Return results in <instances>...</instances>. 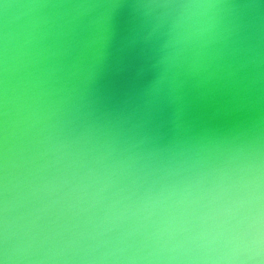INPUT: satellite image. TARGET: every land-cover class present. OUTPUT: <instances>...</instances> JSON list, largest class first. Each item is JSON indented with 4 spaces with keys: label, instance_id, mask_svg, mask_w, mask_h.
<instances>
[{
    "label": "water",
    "instance_id": "95a60500",
    "mask_svg": "<svg viewBox=\"0 0 264 264\" xmlns=\"http://www.w3.org/2000/svg\"><path fill=\"white\" fill-rule=\"evenodd\" d=\"M0 264H264V0H0Z\"/></svg>",
    "mask_w": 264,
    "mask_h": 264
}]
</instances>
